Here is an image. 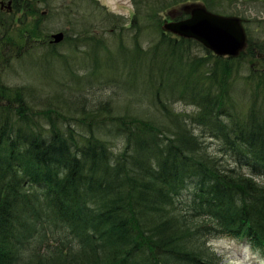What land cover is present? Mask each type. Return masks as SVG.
Segmentation results:
<instances>
[{"label":"trees","instance_id":"16d2710c","mask_svg":"<svg viewBox=\"0 0 264 264\" xmlns=\"http://www.w3.org/2000/svg\"><path fill=\"white\" fill-rule=\"evenodd\" d=\"M189 1L137 0L135 48L120 49L121 58L102 42L108 75L135 69L130 78L148 81L144 103L119 95L137 113H118L108 100L95 112L100 126L75 135L51 108L39 113L52 120L43 135L1 124L9 107L0 105V264H224L211 243L223 239L245 241L264 259V186L253 177L264 179V107L253 100L243 113L233 99L239 82L264 98V72L248 65L256 51L264 56V37L249 35L240 56L220 57L173 36L162 13ZM184 18L181 10L176 21ZM158 39L161 53L142 50ZM197 46L206 54H194Z\"/></svg>","mask_w":264,"mask_h":264},{"label":"rangeland","instance_id":"374dc122","mask_svg":"<svg viewBox=\"0 0 264 264\" xmlns=\"http://www.w3.org/2000/svg\"><path fill=\"white\" fill-rule=\"evenodd\" d=\"M136 1L18 0L16 5L19 12H12L11 16H8L10 14L7 10L6 18H2L5 25L0 27L5 31V35L0 31V58L1 54L4 58L0 63L2 96L0 105L9 107V117L2 119L1 124L5 120L12 123L15 121L19 125L28 124L32 129L48 135L52 128L50 127L52 120L49 116L40 118L39 113L49 112L52 108L58 109L52 111L58 112L60 129L68 133L73 129L75 135H82L90 128L100 126L101 120L96 121L98 115L95 113L100 103L110 100L118 113L120 110L121 113H137L138 108L134 107L133 110L127 105L125 98L119 95L130 94L131 99L134 97L144 103L148 97L141 92L148 81L146 79L136 81V78H133L135 69L133 73L124 68V72L108 75L104 62L108 61L109 54L101 50L102 42L105 41V46L110 48L108 51L113 53L118 49L114 54L122 58L124 55L120 53V49L129 52L135 48L136 32L130 26L138 10ZM95 2L101 7L98 8ZM183 2L162 13L163 23L176 20L177 15H181V10L187 11L189 7L200 5L207 6L208 10L219 15L239 17L243 20L248 36L252 35L254 40L259 36L264 37V0H190L185 4ZM71 6L73 15L68 16L65 11L71 10ZM103 8L106 13L100 10ZM59 32L64 33L65 39L59 44L54 41V44H51L50 35ZM83 35L94 39L87 40ZM159 43L158 39L156 45L148 41L140 45L144 51L157 48L161 53V46L157 47ZM54 46L58 57L49 59L50 55L47 54L53 53ZM197 47L193 50L194 54H206L202 47ZM255 53L257 57L258 51ZM150 54L152 53L146 55ZM256 57L253 59L254 64L248 65L257 66L255 70L258 73L260 69L264 72V56L261 59ZM52 59L54 62H51ZM258 60H261V64ZM129 75L133 77L130 78ZM90 79L92 82H89ZM235 90L233 99L243 113L250 110L253 100H256L257 106L264 107V98L255 93L259 91L258 86L239 82ZM18 100L24 102V107L32 111L35 119L30 117V121L28 120L29 114L19 108ZM71 101L74 102L70 104ZM54 105L62 108L53 107ZM185 108L181 102L174 105V109L179 112ZM21 114L23 117L18 122ZM56 116L53 118L57 119ZM109 124L110 121H106L105 128L109 129ZM207 142L210 146L216 144V141L210 138ZM111 144L121 146L119 140L111 141ZM218 155L223 156L222 153ZM244 173L246 174V170ZM248 175L251 176L249 173ZM255 178L258 184L264 186V180ZM211 243L222 255L224 264H264L260 254L252 251L245 241L223 239L213 240Z\"/></svg>","mask_w":264,"mask_h":264},{"label":"water","instance_id":"95a60500","mask_svg":"<svg viewBox=\"0 0 264 264\" xmlns=\"http://www.w3.org/2000/svg\"><path fill=\"white\" fill-rule=\"evenodd\" d=\"M186 12L188 18L164 22L163 29L195 40L220 57H237L247 49L248 35L239 17L219 15L200 5L189 7ZM52 38V43H60L64 33L53 34Z\"/></svg>","mask_w":264,"mask_h":264},{"label":"flooded vegetation","instance_id":"af4514ba","mask_svg":"<svg viewBox=\"0 0 264 264\" xmlns=\"http://www.w3.org/2000/svg\"><path fill=\"white\" fill-rule=\"evenodd\" d=\"M18 0H0V27H3L5 25V22L3 21L2 18H6L7 16V10L9 11V14H12V12H14L15 10V6H17L16 4ZM9 2H11V4L9 5ZM45 14V13H44ZM0 31H3V34L5 35V31L0 29ZM52 36V35H51ZM51 38V37H50ZM65 39V37H64ZM52 41L50 40V43ZM54 44V43H51Z\"/></svg>","mask_w":264,"mask_h":264}]
</instances>
